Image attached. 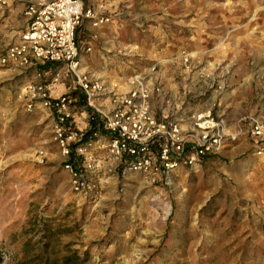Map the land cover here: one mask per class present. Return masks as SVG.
Returning <instances> with one entry per match:
<instances>
[{
  "label": "rangeland",
  "instance_id": "1",
  "mask_svg": "<svg viewBox=\"0 0 264 264\" xmlns=\"http://www.w3.org/2000/svg\"><path fill=\"white\" fill-rule=\"evenodd\" d=\"M131 1L103 49L80 32L93 69L122 65L128 77L157 64L173 75L164 64L186 52L179 86L193 108L212 107L232 129L245 115L264 116V0ZM1 74L0 264H264V178L248 135L177 169L168 184L112 182L83 197L71 191L49 117L24 109L18 73Z\"/></svg>",
  "mask_w": 264,
  "mask_h": 264
},
{
  "label": "built area",
  "instance_id": "2",
  "mask_svg": "<svg viewBox=\"0 0 264 264\" xmlns=\"http://www.w3.org/2000/svg\"><path fill=\"white\" fill-rule=\"evenodd\" d=\"M10 1L22 5V24L13 40L0 43V67L34 69L17 96L26 111L49 117L61 167L76 195L96 198L112 182L126 186L136 179L144 186L168 184L177 169L198 166L242 135L249 136L264 178V116L245 115L232 129L212 107L193 108L185 86L176 106L152 78L157 64L129 75L125 91L121 82L81 69L77 29L84 22L91 27L110 22L107 0H0V5ZM181 57L188 69L189 54ZM44 64L54 65L48 75L40 69ZM154 100L163 104L160 115ZM259 212L264 219V201Z\"/></svg>",
  "mask_w": 264,
  "mask_h": 264
},
{
  "label": "crops",
  "instance_id": "3",
  "mask_svg": "<svg viewBox=\"0 0 264 264\" xmlns=\"http://www.w3.org/2000/svg\"><path fill=\"white\" fill-rule=\"evenodd\" d=\"M132 1L131 0H107V6L106 9L107 11L112 14V19L108 23L100 24L97 27H91L88 22H84L82 25H80L77 29V42L78 45L80 42H82L81 39H79L80 32L82 33V37L87 36L89 37H94L95 42H94V50L98 51L99 49H103L101 46V42L103 41L106 45L107 42L112 40L111 36H115L122 31L124 28V23L122 22V5L128 6L131 5ZM16 21L17 25H13L12 21ZM22 24V5L18 2H9L7 6H1L0 5V43L5 44L15 38V35L19 33V27ZM116 38V37H115ZM119 49L121 50H129L128 52L134 51V47L132 44H127L124 46H121V41L118 45ZM95 51V52H96ZM127 52V51H125ZM181 57V54L179 55ZM80 58H81V69L85 72L92 73L94 76L99 77L103 80H108V81H119L122 83L121 89L123 91L128 89V85L126 82L127 75L124 73V69H126V66L118 65L117 67L111 69V72H107L106 70L102 69H93V66L91 63L86 62V57H82L81 51H80ZM88 60L93 59V55L90 54L88 55ZM182 58V57H181ZM169 64H164L166 67L167 65H170L171 67H174L176 69L175 73L172 75H166L165 73V68L164 71H161L160 66L157 65L160 70L156 69V71L153 73L152 78L162 85L165 86V88L169 91L171 94L172 102L174 105L179 106L181 103L182 99V94H181V88L179 86L180 83L187 77L185 74L188 72L186 70V67L182 62L175 61L174 59H170ZM168 66V67H170ZM50 67H54V65L49 64V66L45 69L44 67H41L40 69H43L46 71V75L49 74ZM185 67V68H184ZM33 68H28L27 70H21L19 68H15L13 66H3L0 67V72L2 73L1 75L2 78L7 77L9 74L11 75L12 72L18 73L17 77H19V82H24L27 79H29L33 73ZM146 70V69H145ZM109 78H106V77ZM178 78V80H176ZM174 81V83H172ZM21 84L17 85L19 87ZM16 87V88H17ZM56 90L59 92L63 90V86L60 84L56 86ZM154 108L157 109V114L160 115V110L163 104H160V102H157V100L153 101ZM233 124V123H232Z\"/></svg>",
  "mask_w": 264,
  "mask_h": 264
}]
</instances>
